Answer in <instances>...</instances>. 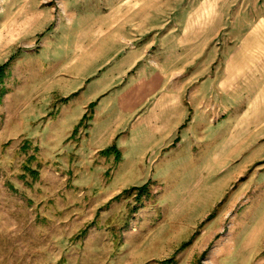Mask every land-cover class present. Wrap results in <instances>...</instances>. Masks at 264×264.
Wrapping results in <instances>:
<instances>
[{"label": "rangeland", "instance_id": "374dc122", "mask_svg": "<svg viewBox=\"0 0 264 264\" xmlns=\"http://www.w3.org/2000/svg\"><path fill=\"white\" fill-rule=\"evenodd\" d=\"M119 1L0 0V64L11 57L0 102V264H264V212L245 211L258 186L243 198L242 179L209 168L227 129L213 128L221 116L209 118V106L179 142L144 155L145 168L136 153L99 151L88 119L73 133L92 70L74 47ZM230 29L212 43L219 54Z\"/></svg>", "mask_w": 264, "mask_h": 264}, {"label": "crops", "instance_id": "0c3cea01", "mask_svg": "<svg viewBox=\"0 0 264 264\" xmlns=\"http://www.w3.org/2000/svg\"><path fill=\"white\" fill-rule=\"evenodd\" d=\"M113 12L74 47V59H90L92 70L84 74L73 133L88 119L99 151L116 145L145 168L144 155L179 142L186 123L209 106V118L221 116L213 128L227 127L212 174L223 169L230 180L242 179L243 198L258 186L245 211L264 212V146H257L264 138V0H120ZM225 29L231 33L219 54L212 43ZM156 42L155 56H147Z\"/></svg>", "mask_w": 264, "mask_h": 264}, {"label": "trees", "instance_id": "16d2710c", "mask_svg": "<svg viewBox=\"0 0 264 264\" xmlns=\"http://www.w3.org/2000/svg\"><path fill=\"white\" fill-rule=\"evenodd\" d=\"M10 60H11V57H9V59L7 61H5L4 63L0 64V102H1V99H2L3 95L7 92V89L4 86V80L8 76L7 67L10 64ZM77 129H78V127H77ZM75 131H76V129H75ZM101 152L103 154H105V155L114 154L115 158L117 160H120L121 156H122L121 151L116 147V145L109 146V147L103 149ZM149 183H150V181H148L147 183H145V184H143L141 186H132V187H130L128 189H125L123 192L130 193L133 190H137V189L138 190H143V189H145L148 186ZM120 194H118L117 197H119ZM171 261H173L172 257H170L166 261V263H170Z\"/></svg>", "mask_w": 264, "mask_h": 264}]
</instances>
